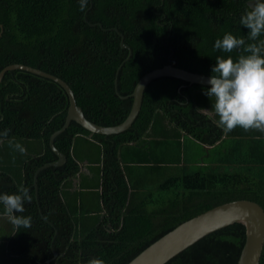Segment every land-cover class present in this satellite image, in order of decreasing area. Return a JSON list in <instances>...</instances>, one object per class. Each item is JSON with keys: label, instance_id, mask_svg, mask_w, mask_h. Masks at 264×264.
<instances>
[{"label": "trees", "instance_id": "1", "mask_svg": "<svg viewBox=\"0 0 264 264\" xmlns=\"http://www.w3.org/2000/svg\"><path fill=\"white\" fill-rule=\"evenodd\" d=\"M249 2L88 0L81 11L80 0H0V73L21 64L51 74L70 86L87 120L118 126L151 71L174 65L211 76L216 57L229 55L214 50L215 40L225 32L246 39L240 19ZM208 88L154 80L133 125L117 135L71 122L54 142L66 162L42 170L35 187L36 171L58 161L50 138L65 124L69 97L53 80L7 72L0 83V133L8 132L0 136V194L28 187L32 202L16 215L32 221L17 229L0 205V264H87L93 257L128 264L217 206L248 200L264 210V133L218 128ZM245 241V226L236 223L166 264H237Z\"/></svg>", "mask_w": 264, "mask_h": 264}, {"label": "water", "instance_id": "2", "mask_svg": "<svg viewBox=\"0 0 264 264\" xmlns=\"http://www.w3.org/2000/svg\"><path fill=\"white\" fill-rule=\"evenodd\" d=\"M250 2L248 3V5ZM264 38V37H263ZM122 48H128L121 41ZM24 70L50 79L63 87L69 97V109L64 126L56 131L50 138V147L58 156V161L49 163L39 168L35 173L34 185L37 187L39 173L49 167L62 166L66 157L55 147V139L68 129L71 122H76L86 130L99 135H117L128 130L136 120L142 106L147 86L156 79L173 77L181 79L190 84L210 86L207 80L210 76L192 73L174 65H167L144 75L137 83L131 97L133 98L132 110L127 119L120 125L114 127H102L85 118L83 110L77 105L75 95L70 86L63 80L29 66L14 64L4 68L0 73V83L4 75L9 71ZM116 89H117V81ZM241 223L246 229V241L241 251L237 264H260L264 248V210L252 201L238 200L217 206L194 218H191L172 231L162 236L151 244L128 264H166L189 247L193 246L211 233ZM57 254H55L56 256Z\"/></svg>", "mask_w": 264, "mask_h": 264}, {"label": "clouds", "instance_id": "3", "mask_svg": "<svg viewBox=\"0 0 264 264\" xmlns=\"http://www.w3.org/2000/svg\"><path fill=\"white\" fill-rule=\"evenodd\" d=\"M87 2L88 0H80L81 11L85 9ZM240 24L248 30L246 39L225 32L222 38L215 40L214 50L229 55L216 57L212 74L207 80L210 88L205 90V95L210 98V110L217 117L214 123L225 133H230L237 127L246 132L264 133V0H250ZM235 50H241L236 58L230 55ZM7 135V131L0 133L2 137ZM14 147L21 154L25 152V148L19 143ZM25 202H32L28 187H19L17 193L0 194L3 215L17 229L31 227V216L16 215L25 211ZM87 264H105V261L93 257Z\"/></svg>", "mask_w": 264, "mask_h": 264}, {"label": "rangeland", "instance_id": "4", "mask_svg": "<svg viewBox=\"0 0 264 264\" xmlns=\"http://www.w3.org/2000/svg\"><path fill=\"white\" fill-rule=\"evenodd\" d=\"M196 148V147H195Z\"/></svg>", "mask_w": 264, "mask_h": 264}]
</instances>
